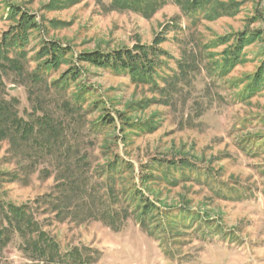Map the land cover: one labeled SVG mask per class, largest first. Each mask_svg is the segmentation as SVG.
<instances>
[{"label": "rangeland", "instance_id": "374dc122", "mask_svg": "<svg viewBox=\"0 0 264 264\" xmlns=\"http://www.w3.org/2000/svg\"><path fill=\"white\" fill-rule=\"evenodd\" d=\"M50 1L0 0V45L16 21L9 4L41 24L25 47L26 73L40 64L45 41L70 51L39 81L2 70L0 103L34 130L0 135V207L25 206L62 251L99 250L96 264H264V86L243 93L264 68V0H224L239 6L212 18L186 14L175 0H159L150 18L111 9L109 0L63 9ZM238 32L262 36L225 71ZM157 37L166 55L156 85L77 59ZM72 70L80 75L69 85L54 83ZM79 86L90 92L83 106L73 99ZM106 114L114 123L102 121ZM8 238L0 264H41L18 233Z\"/></svg>", "mask_w": 264, "mask_h": 264}, {"label": "trees", "instance_id": "16d2710c", "mask_svg": "<svg viewBox=\"0 0 264 264\" xmlns=\"http://www.w3.org/2000/svg\"><path fill=\"white\" fill-rule=\"evenodd\" d=\"M79 0H51L50 7L63 9L76 4ZM159 0H109L111 9L132 10L141 12L147 18L159 8ZM186 14H195L205 11L209 18L232 14L239 6L235 1L225 2L224 0H175ZM8 16L15 21V25L3 34L0 45V90L5 88L3 81V71L11 70L18 76L30 75L34 80H41L42 74L57 70L64 64L70 53L69 48L55 41H45L41 50V62L32 72L26 73L27 58L25 47L29 43L30 34L33 30L40 28L41 24L36 21V17L22 12L21 8L14 4H9ZM260 32H238L233 34L232 45L225 50L223 56L222 69L229 71L239 63L244 48L259 39ZM163 39L157 37L152 45L137 44L134 48H122L115 51L95 50L84 52L77 56L80 63L113 70L117 73L125 74L134 82L149 83L156 85L162 79L160 70L161 58L166 52L161 49L160 44ZM165 41V39H164ZM14 54L13 56L11 54ZM244 57L242 56V62ZM182 73L187 70L180 65ZM80 75V71H70L67 77L55 81L58 87H66L70 80ZM178 74H175L177 76ZM174 77V75H173ZM264 86V68L259 69L243 89L244 94L255 93ZM1 93V92H0ZM87 93H90L84 86L73 94L75 103L83 106L87 101ZM5 102L0 103V135L9 136L13 129H20L23 126V134L32 132L34 127L26 123L18 112H14L10 102L3 98ZM96 103V102H95ZM111 114L103 116L104 123H114ZM17 127V128H16ZM59 128L51 124L46 125V132L50 135H59ZM7 207V209H6ZM148 205L143 206V211H147ZM8 227L0 225V248H4L9 243L8 233H18L22 240V248L26 254L34 261L41 264H96L101 257V252L88 246H74L66 251H62L59 244L45 230H43L25 206H15L11 203L5 205Z\"/></svg>", "mask_w": 264, "mask_h": 264}]
</instances>
